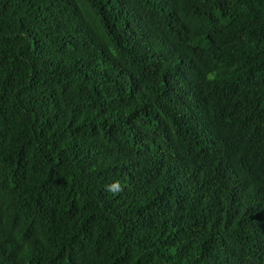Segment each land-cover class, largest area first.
<instances>
[{
  "label": "trees",
  "instance_id": "16d2710c",
  "mask_svg": "<svg viewBox=\"0 0 264 264\" xmlns=\"http://www.w3.org/2000/svg\"><path fill=\"white\" fill-rule=\"evenodd\" d=\"M0 264H264V0H0Z\"/></svg>",
  "mask_w": 264,
  "mask_h": 264
},
{
  "label": "clouds",
  "instance_id": "9594fccd",
  "mask_svg": "<svg viewBox=\"0 0 264 264\" xmlns=\"http://www.w3.org/2000/svg\"><path fill=\"white\" fill-rule=\"evenodd\" d=\"M120 188V186H119V183L117 182V184H115V185H113L112 186V191H116L117 189H119ZM122 190V189H121Z\"/></svg>",
  "mask_w": 264,
  "mask_h": 264
}]
</instances>
